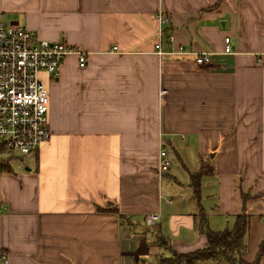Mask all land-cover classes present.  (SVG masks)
<instances>
[{"label": "crops", "instance_id": "0c3cea01", "mask_svg": "<svg viewBox=\"0 0 264 264\" xmlns=\"http://www.w3.org/2000/svg\"><path fill=\"white\" fill-rule=\"evenodd\" d=\"M159 10L174 35L163 54ZM0 12L87 52L45 75L50 140L0 168V264H158L157 236L205 248L203 216L223 230L243 211L247 245L253 231L263 247L264 0H0ZM180 46L210 61L169 52Z\"/></svg>", "mask_w": 264, "mask_h": 264}, {"label": "built area", "instance_id": "2783aa9c", "mask_svg": "<svg viewBox=\"0 0 264 264\" xmlns=\"http://www.w3.org/2000/svg\"><path fill=\"white\" fill-rule=\"evenodd\" d=\"M157 18L155 48L163 54L164 42H174V35L166 33L169 18L162 10ZM225 41V51L231 52L230 37ZM169 52L194 54L200 63L209 62L211 54L210 51L186 50L182 46ZM70 54H76L82 66L87 63V52L79 46L42 38L23 24L5 21L0 12V168L6 156H29L50 140V94L45 75L57 79ZM169 167L167 150L161 147L158 170L165 172ZM158 217L159 214H150L147 220Z\"/></svg>", "mask_w": 264, "mask_h": 264}, {"label": "trees", "instance_id": "16d2710c", "mask_svg": "<svg viewBox=\"0 0 264 264\" xmlns=\"http://www.w3.org/2000/svg\"><path fill=\"white\" fill-rule=\"evenodd\" d=\"M4 163L2 164V167ZM204 171L192 174V186L195 193L200 192V178ZM202 230L205 232L208 239V246L205 248L196 249L190 252H177L171 247L168 240L163 236H157L159 245H166L169 254L159 258L158 264H197L199 261L214 260L221 264H242L241 256L248 251V245L245 241L246 234L250 226V216L245 211L237 214L236 221L232 227H227L223 230L211 229L203 216L200 223ZM259 255L264 252V240L261 243Z\"/></svg>", "mask_w": 264, "mask_h": 264}, {"label": "rangeland", "instance_id": "374dc122", "mask_svg": "<svg viewBox=\"0 0 264 264\" xmlns=\"http://www.w3.org/2000/svg\"><path fill=\"white\" fill-rule=\"evenodd\" d=\"M3 19L5 20V21H11L10 20V18H9V16H5V15H3ZM11 156H6V158H5V161L3 162V163H7V161H8V159L10 158ZM20 157H22V156H20ZM25 157V156H24ZM27 157H30V156H26L25 158H24V163H31V160H30V158H27ZM30 160V161H29ZM19 162V161H18ZM16 164H18V163H16ZM15 164V165H16ZM176 166H179V164L178 163H176ZM255 239V240H254ZM249 241H250V244L248 245V251L247 252H245L244 254H243V256H241V259L243 260V263L242 264H252V263H254L255 261H256V259H257V257H258V255H259V250L256 252V254H255V249H256V247H257V241H256V238H255V236H254V233H253V231L250 233V235H249ZM256 241V242H255ZM248 244V243H247ZM252 251V252H251ZM151 259L150 260H148L145 264H150L151 263ZM199 264H210V261H208V260H206V261H202V262H200Z\"/></svg>", "mask_w": 264, "mask_h": 264}]
</instances>
